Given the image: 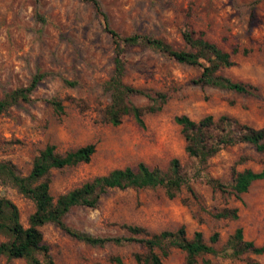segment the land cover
Listing matches in <instances>:
<instances>
[{
	"label": "rangeland",
	"instance_id": "rangeland-1",
	"mask_svg": "<svg viewBox=\"0 0 264 264\" xmlns=\"http://www.w3.org/2000/svg\"><path fill=\"white\" fill-rule=\"evenodd\" d=\"M96 1L108 26L120 35L146 34L180 49L185 48L182 31L201 32L234 62L217 73L250 83L256 90L247 94L196 84L193 80L202 63H178L144 44L127 46L123 82L150 93L162 92L166 99L158 110L143 114V126L129 115L117 125L105 123L101 117L109 95L103 83L112 70L113 52L110 35L91 1L0 0V97L26 85L33 74L43 73L29 101H19L0 114V160L12 162L25 174L45 144L63 152L93 143L88 162L52 170L49 191L56 196L111 168H134L137 162L167 172L175 158L186 182L172 198L162 187L112 188L94 207H71L63 217L65 224L99 236L126 234L121 223L141 226L149 233L182 225L188 238L198 230L216 250L198 256L196 264H203V259L214 264H264V251L232 256L225 245L234 228L240 227L244 240L264 246V178L252 181L238 198L229 192L233 170L264 169V151L237 142L199 163L185 153L180 127L173 120L180 114L192 120L226 115L239 124L264 128V0ZM49 98L60 102V111L46 102ZM128 98L136 106L152 103L140 95ZM209 178L223 183L225 191L213 188ZM0 196L16 205L25 225L32 201L4 184ZM225 207L236 208L237 217L212 215ZM40 231L54 264H116L109 260L111 255L119 256L122 264H141L132 257L133 252L144 251L139 243L92 246L51 223ZM213 232L218 237L210 243ZM161 260L183 264V252L168 247ZM0 264H24V260L0 257Z\"/></svg>",
	"mask_w": 264,
	"mask_h": 264
},
{
	"label": "trees",
	"instance_id": "trees-1",
	"mask_svg": "<svg viewBox=\"0 0 264 264\" xmlns=\"http://www.w3.org/2000/svg\"><path fill=\"white\" fill-rule=\"evenodd\" d=\"M102 17L106 32L110 35L112 45V70L103 83V88L109 95V101L102 110L101 120L111 125H117L121 119L129 115L134 122L143 126V114L154 112L166 99L162 92L150 93L142 88L134 87L123 82L125 74L124 49L127 46L144 44L162 52L178 63L197 65L202 63V70L193 82L199 85H212L238 93L252 94L256 88L250 83L233 81L218 74L220 68L234 64L229 53L222 50L215 43L205 39L201 32L184 30L181 39L185 48L176 49L160 38L146 34L132 33L120 35L108 26L106 15L100 10L96 0H90ZM43 73L33 74L26 85L16 87L0 97V114L19 101H29L31 93L37 86ZM73 85L74 81H66ZM130 95H140L152 101L151 104L136 106L129 101ZM56 110H61L60 102L55 98L46 99ZM158 103V104H157ZM174 122L179 125L184 140L185 153L204 163L208 157L215 154L220 148L237 142L252 144L257 151H264V128H252L239 124L226 115L214 119L205 115L198 120H192L184 114L176 115ZM234 126V127H232ZM216 131V134L213 131ZM94 152V144L86 143L73 149L59 152L53 144H45L31 160L30 167L25 174L17 171L15 165L8 160H0V184L10 185L23 197L32 201L33 209L26 216L25 225L20 222L16 205L7 197L0 196V257L6 259L21 258L24 264H54L48 247L42 241L40 227L51 223L63 230L71 237L92 246H103L107 243L124 244L139 243L144 247L143 252H133V260L141 264H162L161 257L166 256L168 247H176L183 252V264H196L197 257L204 253H216V250L204 241L200 231L195 230L188 238L182 225L175 230H161L149 233L145 228L121 223L120 227L127 233L124 235H91L86 232L70 228L63 220L64 215L73 206L94 207L101 194L106 190L140 189L162 187L165 195L172 198L175 191L185 184L186 179L179 171L175 158L169 162L167 172L156 167H148L143 162H137L134 168L129 166L111 168L104 174L95 175L62 193L52 196L49 191L51 174L54 169L74 166L89 161ZM229 192L238 198L246 191L249 184L264 178V169L253 171L242 169L232 171ZM207 182L221 192L226 187L216 179H207ZM215 218L237 217L236 208H222L212 214ZM217 233L213 232L208 240L213 243L217 240ZM232 256L244 252L259 254L264 251L263 245H254L252 241L244 240L240 227L234 228L225 242ZM160 250V254L155 249ZM109 260L122 264L117 255L109 256ZM203 264H214L203 259ZM245 264H255L247 261Z\"/></svg>",
	"mask_w": 264,
	"mask_h": 264
}]
</instances>
